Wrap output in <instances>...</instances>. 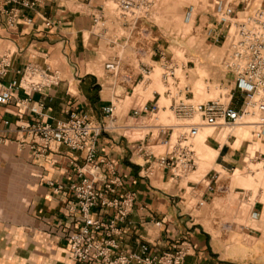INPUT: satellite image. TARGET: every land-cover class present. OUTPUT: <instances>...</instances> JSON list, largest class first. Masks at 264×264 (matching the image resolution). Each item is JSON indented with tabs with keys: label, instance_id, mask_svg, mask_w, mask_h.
I'll return each mask as SVG.
<instances>
[{
	"label": "crops",
	"instance_id": "crops-1",
	"mask_svg": "<svg viewBox=\"0 0 264 264\" xmlns=\"http://www.w3.org/2000/svg\"><path fill=\"white\" fill-rule=\"evenodd\" d=\"M29 1V8L11 4L0 9V56L9 61L1 83L19 81L29 66L48 68L57 83L30 97L21 88L14 90L10 101L0 105V138L4 139L0 142V264H84L72 258L68 245L80 217L69 187L92 179V168L88 166L79 173L85 166L84 155L64 146L54 145L43 154L37 153V140L21 131V127L40 122L54 125L74 112L86 115L92 124L98 125L106 121L102 108L113 103L116 111V98L122 97L124 91L115 85L109 96L91 70L99 64L100 55L107 52L104 39L94 31L95 18H105L102 6L92 7L93 0H88L87 5L80 3L87 0ZM207 1L208 6L196 16L207 39L211 32L225 31V26L218 23V4L232 8L235 18L264 9V0ZM71 3L78 4V8H72ZM10 13L15 17L11 18ZM102 31L109 32L108 28ZM116 58L114 55L107 62ZM51 61L56 62L55 67L50 66ZM121 64L124 65L122 60ZM222 69L224 76H228L223 66ZM235 97L234 105L239 109L241 99ZM127 116V122L139 119L131 111ZM128 127L118 129L124 131ZM221 130L215 129L204 141L216 153L214 168L203 177L208 185L186 184L189 190H199L197 196L203 202L190 212L184 208L187 189L180 187L186 177L172 179L168 169L157 167L149 179L141 175L149 165L147 162L152 163L151 158L134 151L140 144L147 150L144 139L131 143L116 133L99 138L96 174L99 178H111L106 166L99 163L103 159L110 161L122 181L113 197L135 194L126 221L116 226L119 231L112 238L118 248L112 257L137 251L141 245L160 254L187 243L189 254L185 264H264V185L253 189L235 186L231 192L238 196L237 202L227 196L216 198V187L210 190L216 167L229 173L244 168L245 163L241 147H234L236 136L227 137L222 143ZM258 141L264 149V138ZM259 159L264 163L263 157ZM197 171L196 166L193 173ZM58 185L65 188L56 191ZM95 186L100 188L102 183L97 179ZM216 200L218 205L213 207ZM242 203L249 205L248 211L242 212ZM94 214L102 221L109 220L100 209ZM102 236L101 232L97 237Z\"/></svg>",
	"mask_w": 264,
	"mask_h": 264
},
{
	"label": "built area",
	"instance_id": "built-area-1",
	"mask_svg": "<svg viewBox=\"0 0 264 264\" xmlns=\"http://www.w3.org/2000/svg\"><path fill=\"white\" fill-rule=\"evenodd\" d=\"M113 1L116 2L122 19L127 22L128 18L136 21L138 17L147 15L155 0ZM11 4H21L25 8L32 5L29 0H0V9ZM10 14L11 18L15 17L14 14ZM216 14L218 23L225 26V31L223 34L211 32L210 39L214 44L221 43L222 48H225L222 66L231 77V88L227 91L228 98L192 103L191 100L183 101L173 97L174 105H171V109L178 117L188 122L185 124L188 131L180 134L174 144H170L172 133L166 141V145H169L168 150L162 154L155 155L144 150L142 144L134 149L136 154H145V157L152 159V163L147 162L149 164L147 168L140 172L146 179L154 175L156 167L168 169L172 179L185 178L193 173L196 170L197 158L191 140L197 137L203 127L213 130L222 127L233 128L241 125L244 117L256 116V120L247 125L253 128V138L257 140L264 138V9L257 10L238 21L233 17L232 8H222L221 4H218ZM161 59H165L163 53H161ZM120 62V58L106 62L105 71L116 76L119 73ZM142 66H144L143 72L149 75V68L143 64ZM8 67V58L0 56V105L10 101L14 90L21 88L30 97L57 83V78L48 68L29 66L19 81L4 85L1 79L6 75ZM162 67L164 80L173 79L172 67L166 65ZM141 77L144 76L141 75ZM236 95L239 97L238 101L241 99L239 109H236L234 105ZM158 109V100L153 99L147 101L141 109H133L131 114L135 118H140L143 114H155ZM32 111L37 113L34 108ZM102 113L106 121L98 125L92 124L86 115L74 112L70 113L66 120L54 125L40 122L21 127V131H25L37 140V153L43 154L54 145L64 146L72 152L84 155L85 166L79 170V173L88 166L92 168V171H89L92 179H84L81 183H75L69 187L71 195L76 198L74 209L80 216L77 227L68 239L72 258L84 264L91 261L103 264H185V258L189 254L187 243H182L176 250L160 254L150 251L147 245H141L137 251L120 253L112 257L113 251L118 248L112 238L119 231L116 226L126 221L133 208L135 194L128 192L123 198L113 197L116 188L122 186V181L116 176V169L110 161L103 159L99 163L106 166L111 178L106 176L99 178L95 172L99 138L104 134L110 135L117 129V127L111 128L108 123L115 121L113 103L104 106ZM231 137L234 138L228 136V138ZM3 140L0 138V142ZM256 153L257 160L259 157L264 158L262 153ZM140 167L143 168L142 165ZM219 178L220 173L214 171L210 182L216 185ZM97 179L102 183L100 188L95 186ZM64 188V185H58L56 191ZM211 188L210 186V190L213 191ZM202 205L203 202H200L199 206ZM96 209L108 215L109 220L102 221L97 218L94 214ZM156 225L158 226L159 223ZM101 232L103 236L97 237Z\"/></svg>",
	"mask_w": 264,
	"mask_h": 264
},
{
	"label": "rangeland",
	"instance_id": "rangeland-1",
	"mask_svg": "<svg viewBox=\"0 0 264 264\" xmlns=\"http://www.w3.org/2000/svg\"><path fill=\"white\" fill-rule=\"evenodd\" d=\"M80 3L87 5L90 2L87 0ZM77 6L78 4L71 3L72 8ZM91 6H102L106 11L104 19L99 16L95 18L97 22L94 21V31L102 36L107 49L106 53L100 55L99 64L91 70L98 76L109 96L113 94L112 87L115 85L122 87L124 91L122 97L116 98L119 101L113 100L116 102L117 120L108 122L111 128L117 127L113 134H121L131 143L144 139L149 152L162 154L168 150L166 141L172 133L170 144H174L180 134L188 131L185 127L188 122L178 117L171 109V105H174L173 97L183 101L191 100L192 103L227 100L231 77L229 74L224 76L222 69L225 48H221V43L214 44L206 38L196 17L197 13L208 6L207 0H155L147 15L138 17L136 21L128 18L127 22L120 16L113 0H93ZM243 18L235 19L241 21ZM103 28H108L109 32L104 34ZM161 53L165 56L163 60ZM114 55L124 62L115 77L104 69L105 62ZM142 64L149 68V75L143 72ZM55 65V61L50 62V66ZM163 65L172 67L173 79L164 80ZM156 71L158 87L153 82V74ZM211 72L217 73L211 75ZM153 99L158 100L159 106L155 114H143L139 119L127 122L128 112L141 109L147 101ZM254 120L256 116L244 117L241 125L228 130H223L225 127H222L220 142L224 143L228 136H236V148L241 147L245 163L244 168L229 173L220 167L215 168L220 173V178L217 184H211V187H216L215 197L218 199L227 196L228 200L237 202L238 196L231 192L235 186L253 189L258 184L264 185V163L260 159L257 160L256 153H264V149L261 143L253 138V128L247 125ZM123 125L129 127L124 131L119 130ZM204 129L208 128L203 127L201 130ZM211 131L215 132L213 129ZM168 132L169 136L165 138ZM227 132L228 135H225ZM191 144L196 154L198 171L190 173L181 181L180 187L186 189L188 182H199L200 186L208 185L203 177L214 168L213 161L216 156L215 151L207 146L201 150L197 137L191 140ZM199 188L202 190V187ZM224 189H229L230 192L224 193ZM198 191L187 189L184 205L186 211L196 209V205L200 203ZM217 202L214 201L213 207H217ZM248 208L249 205L242 203V212L248 211ZM218 227L219 224L216 228Z\"/></svg>",
	"mask_w": 264,
	"mask_h": 264
},
{
	"label": "bare ground",
	"instance_id": "bare-ground-1",
	"mask_svg": "<svg viewBox=\"0 0 264 264\" xmlns=\"http://www.w3.org/2000/svg\"><path fill=\"white\" fill-rule=\"evenodd\" d=\"M157 77H158V72L156 71L154 74H153V82H154V85L158 87V81H157ZM223 130H228V128H224ZM212 134V131L210 128L208 129H204V130H200L199 134L197 135V140L199 142V146L201 148V150H204V148H206V145L204 144V141L206 139V137L208 135H211ZM225 135H228V132L225 133ZM238 144V140L234 143V147L236 148Z\"/></svg>",
	"mask_w": 264,
	"mask_h": 264
}]
</instances>
